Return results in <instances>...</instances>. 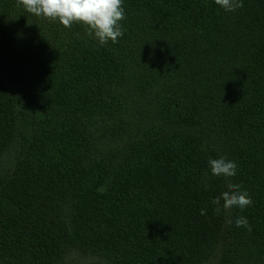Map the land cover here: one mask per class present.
I'll return each mask as SVG.
<instances>
[{
  "label": "trees",
  "instance_id": "obj_1",
  "mask_svg": "<svg viewBox=\"0 0 264 264\" xmlns=\"http://www.w3.org/2000/svg\"><path fill=\"white\" fill-rule=\"evenodd\" d=\"M242 2L123 0L101 45L0 0V264H264V0ZM229 182L252 204L216 214Z\"/></svg>",
  "mask_w": 264,
  "mask_h": 264
},
{
  "label": "clouds",
  "instance_id": "obj_2",
  "mask_svg": "<svg viewBox=\"0 0 264 264\" xmlns=\"http://www.w3.org/2000/svg\"><path fill=\"white\" fill-rule=\"evenodd\" d=\"M214 3L226 12L243 7L242 0H214ZM20 6L35 16L58 21L65 28L82 24L87 28L88 35L93 36L101 45L109 41L117 43L123 35L120 23L125 19L123 0H17V7ZM208 165L214 176L236 175L237 164L226 157L210 158ZM211 203L216 206V214H219L222 209L229 211L233 207L243 210L252 204V200L247 191L241 190V185L229 182L227 190L213 198ZM235 225L251 231V226L244 216L237 217Z\"/></svg>",
  "mask_w": 264,
  "mask_h": 264
},
{
  "label": "rangeland",
  "instance_id": "obj_3",
  "mask_svg": "<svg viewBox=\"0 0 264 264\" xmlns=\"http://www.w3.org/2000/svg\"><path fill=\"white\" fill-rule=\"evenodd\" d=\"M74 259H75L74 264H96L95 262H93L90 259L82 258L79 256H75Z\"/></svg>",
  "mask_w": 264,
  "mask_h": 264
}]
</instances>
